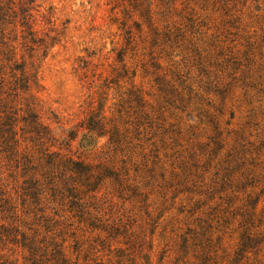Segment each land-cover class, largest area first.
<instances>
[{"label": "rangeland", "instance_id": "374dc122", "mask_svg": "<svg viewBox=\"0 0 264 264\" xmlns=\"http://www.w3.org/2000/svg\"><path fill=\"white\" fill-rule=\"evenodd\" d=\"M165 32L170 42L161 43ZM156 79L182 103L165 102ZM141 114L152 126L140 120L136 136ZM28 115L54 138L51 152L101 165L127 187L113 212L134 244L122 229L79 230L53 217L49 229L71 264H117L129 254L135 264H264V0L1 2L0 123L12 117L18 132ZM90 116L129 129L138 147L113 152L108 137H84ZM4 165L0 156L7 179ZM115 189L103 184V213ZM38 217H23L31 235L42 231ZM244 233L257 245L240 253Z\"/></svg>", "mask_w": 264, "mask_h": 264}, {"label": "trees", "instance_id": "16d2710c", "mask_svg": "<svg viewBox=\"0 0 264 264\" xmlns=\"http://www.w3.org/2000/svg\"><path fill=\"white\" fill-rule=\"evenodd\" d=\"M1 2L11 4V0H0ZM126 35V45L129 46L131 32H126ZM152 35L149 55L153 54L152 49L157 46L159 37L156 33ZM170 37L169 32L163 33L161 43L170 42ZM125 53L126 48L118 54L120 61ZM156 82L159 86L158 92L165 102L182 103L179 94L175 95L168 83L162 79H156ZM131 96L136 107L143 109L144 103L140 93L133 91ZM140 120L146 121L148 128L152 126L147 115H137L132 123V132L136 136L142 133L139 132L142 125ZM21 122L23 126L19 128V133L16 131V120L12 117L0 123V156L5 161V170L9 173L7 179H3L4 174L0 173V215L7 214L6 219L11 220L6 226L0 225V264H71L65 255L64 241L57 244L58 235L49 229L53 217L65 216L74 220L79 230L121 235L119 233L122 229V232L128 235L129 242L134 244L136 235L131 228L127 230V224L122 225L121 219L113 212V207L116 206L114 199H121L127 191L118 175L101 165H85L51 152L50 144L54 142V138L35 116L28 115ZM84 130V137L93 134L100 138L108 137V145L112 147L113 152H132L133 148L138 147H133L129 129H120L117 125L108 126L104 119L98 116H90ZM8 179L13 187L6 191L10 185L7 183ZM107 180L116 186L115 193L118 196H111L110 209L103 213L99 204L105 195L101 191ZM59 212L62 215L58 216ZM27 215H32L33 218L39 215L34 220L39 221V224L43 223L38 226L42 229L41 233H28L32 229L26 228L30 224L25 223L23 217ZM186 242L187 240L182 241L177 253H184ZM256 245L255 239L244 233L241 239L242 250L239 252L245 253ZM16 249L19 250L20 262L18 259L12 260ZM127 257L126 260H118L117 264H135L130 254ZM203 261L206 262L205 257Z\"/></svg>", "mask_w": 264, "mask_h": 264}]
</instances>
